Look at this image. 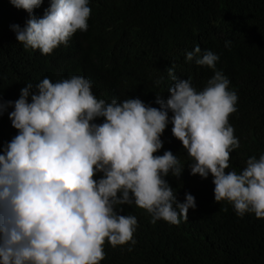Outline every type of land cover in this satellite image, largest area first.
<instances>
[{"label":"clouds","instance_id":"clouds-1","mask_svg":"<svg viewBox=\"0 0 264 264\" xmlns=\"http://www.w3.org/2000/svg\"><path fill=\"white\" fill-rule=\"evenodd\" d=\"M29 13L24 27L11 25L25 49L50 55L79 31H87L89 0H48L41 18L32 15L44 0H9ZM186 60L214 71L201 91L190 79L174 83L159 108L139 98L98 99L91 82L72 76L53 83L44 78L20 89L16 101L0 99V115L8 107L17 130L0 154V264H100L105 241L112 247L135 243V216L116 206L135 204L152 217L179 224L195 209V198L179 202L163 178L183 172L177 156L160 137L172 113V135L191 158V175L213 177L215 202L226 200L236 214L264 219V154L250 157L237 174L227 171L239 140L229 124L237 94L216 70L219 56L196 46ZM159 83V81L157 82ZM103 118L102 123H95ZM102 174L96 179L97 174Z\"/></svg>","mask_w":264,"mask_h":264},{"label":"trees","instance_id":"trees-1","mask_svg":"<svg viewBox=\"0 0 264 264\" xmlns=\"http://www.w3.org/2000/svg\"><path fill=\"white\" fill-rule=\"evenodd\" d=\"M48 0L32 13L41 18ZM91 15L87 31L74 33L67 45L50 55L17 42L11 25L24 27L30 18L23 9L0 0V99L16 101L27 83L44 78L53 83L81 76L88 79L98 99L111 102L139 98L159 108L174 83L167 69L174 67L179 79H190L201 91L214 71L186 60L196 46L219 56L216 70L230 81L237 94L236 111L229 124L239 140L231 153L227 171L239 174L250 157L264 154V0H89ZM159 81V83H157ZM8 107L0 115V154L17 130ZM172 113L161 135L163 147L156 155L171 151L183 172L163 177L177 200L185 194L195 198L196 208L179 224L164 220L152 223L145 210L116 206L125 216H135V243L112 247L105 241L100 264H264V219L254 213L236 214L226 200L215 202L213 177L191 175L190 156L172 135ZM95 123H102L98 118ZM102 174L98 173L96 179Z\"/></svg>","mask_w":264,"mask_h":264}]
</instances>
